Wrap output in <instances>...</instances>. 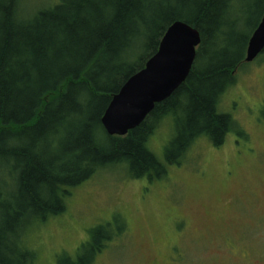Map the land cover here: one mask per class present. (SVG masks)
Masks as SVG:
<instances>
[{"label":"trees","instance_id":"1","mask_svg":"<svg viewBox=\"0 0 264 264\" xmlns=\"http://www.w3.org/2000/svg\"><path fill=\"white\" fill-rule=\"evenodd\" d=\"M20 1L0 0V264H37L27 235L64 214L69 189L99 169L124 166L130 179L151 182L197 139L220 147L233 120L219 101L264 14V0H243V37L228 15L233 0H61L26 19ZM176 21L200 36L187 78L137 128L108 136L101 118L112 97ZM261 116L264 125V108ZM166 118L173 132L160 161L147 144ZM95 235L58 264H91L116 236L109 223Z\"/></svg>","mask_w":264,"mask_h":264},{"label":"rangeland","instance_id":"2","mask_svg":"<svg viewBox=\"0 0 264 264\" xmlns=\"http://www.w3.org/2000/svg\"><path fill=\"white\" fill-rule=\"evenodd\" d=\"M60 1L21 0L19 17L31 18ZM230 4L228 15L238 18L245 37L243 0ZM263 108L261 53L237 70L220 98L218 110L233 120L220 147L197 139L178 165L151 182L130 179L124 166L99 169L69 189L64 214L27 235L37 264L74 259L106 223L116 236L102 241L91 264H264ZM172 132L166 118L148 140L160 161Z\"/></svg>","mask_w":264,"mask_h":264},{"label":"water","instance_id":"3","mask_svg":"<svg viewBox=\"0 0 264 264\" xmlns=\"http://www.w3.org/2000/svg\"><path fill=\"white\" fill-rule=\"evenodd\" d=\"M200 44L196 29L176 21L165 31L157 52L129 78L106 108L101 125L109 136H125L137 128L154 106L168 99L187 78ZM264 50V15L250 37L245 62Z\"/></svg>","mask_w":264,"mask_h":264}]
</instances>
